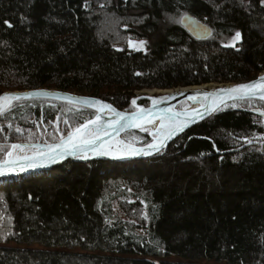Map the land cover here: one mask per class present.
I'll return each instance as SVG.
<instances>
[{"label": "trees", "instance_id": "trees-1", "mask_svg": "<svg viewBox=\"0 0 264 264\" xmlns=\"http://www.w3.org/2000/svg\"><path fill=\"white\" fill-rule=\"evenodd\" d=\"M184 14L210 36L189 34ZM262 71V0H0V94L52 88L132 111L133 99L148 103L142 89ZM233 103L147 158L0 179V264H264V118L249 113L264 102ZM11 104L0 161L12 144L58 141L95 113L49 98ZM135 134L137 145L154 138L124 135Z\"/></svg>", "mask_w": 264, "mask_h": 264}, {"label": "water", "instance_id": "water-1", "mask_svg": "<svg viewBox=\"0 0 264 264\" xmlns=\"http://www.w3.org/2000/svg\"><path fill=\"white\" fill-rule=\"evenodd\" d=\"M180 24L187 30L189 34H191L195 39L198 40L206 39L211 34V28L209 26H207L200 20H197L190 14H184L180 18ZM259 77H264V71L260 72L256 77L245 81L227 83H205L201 85H191L171 89H157L171 91L162 95L155 94L153 96L145 97L148 98V103L132 111L120 110L109 101L104 99L59 89L36 88L26 90H6L0 95H3L5 93H51L54 95L27 97L21 96L20 99L49 98L61 100L81 107L90 108L94 110L95 113L92 116L81 121L78 125H76L72 130L69 131L73 133V139L71 142H63V138L67 137L69 133L68 132L61 139L55 142L14 143L18 145H24V147L21 148L28 149L31 153H28L19 158L8 159L6 157L4 160H1L0 179L15 176H26L34 173L52 170L68 160H72L74 162L91 161L97 159L131 161L135 159L147 158L164 149L183 132L187 131L194 125L208 119L210 116L217 113L226 105L246 99H262L261 96H264V89L259 88V85L257 89L254 90L255 95H252L250 97L246 96L244 99L239 98L243 90H238L235 93L218 91L219 89H231L236 85L250 84L253 81H257ZM260 83L264 84V81H260ZM209 84L214 85L212 88H209ZM204 92L212 93V95L209 97L199 95L200 93ZM150 98L156 99V103L153 104V99ZM85 100L87 102H85ZM13 101L15 100L12 99L11 103ZM184 103L185 105L181 106ZM105 105L110 106V108L105 107ZM194 105H197L198 108L191 110V106ZM249 113L260 118H264L263 109L252 108L249 110ZM121 114L124 117L123 120L120 119ZM97 117H99L98 120ZM88 120H93L95 121V123L90 124L86 130H82V133H75V128L79 127L81 123H84ZM150 121H156L155 128L153 130L147 131L151 136H154L151 142L136 146L131 145L130 143H126V150L125 154L123 155H107L102 152L103 146L107 142L111 141L114 138H121L122 135H124L126 132L132 130L141 131V128L150 123ZM121 123L128 124L130 126L124 128L123 130H120ZM162 123L164 124L163 128L160 127ZM110 124L112 126H109ZM135 125H140V127H136ZM172 128L177 129L174 134H170V129ZM86 132L92 133V136L81 138L82 135ZM97 136L99 137V139H95V137ZM82 140H90L92 142L90 144H83L81 143ZM57 144H61L62 146L60 148L50 149L49 146H54ZM73 145H75L76 147H73ZM149 145H153L154 147H149ZM155 147H158L160 150L155 151Z\"/></svg>", "mask_w": 264, "mask_h": 264}, {"label": "snow or ice", "instance_id": "snow-or-ice-1", "mask_svg": "<svg viewBox=\"0 0 264 264\" xmlns=\"http://www.w3.org/2000/svg\"><path fill=\"white\" fill-rule=\"evenodd\" d=\"M262 2H264V0H262ZM5 24H7L8 27H11L12 25L9 24L7 21L4 22ZM241 36V34L239 32H236L235 33V37L234 39H239ZM145 42L141 41L140 42V45L142 46ZM234 46V45H233ZM260 81H264V77H259L257 81H253L251 82L250 84H241V85H236L234 88H231V89H219L218 91L220 92H229V93H235L237 92L238 90H243L242 94L240 95V99H244L246 96H252V95H255V91L259 85V88L261 89H264V84H261ZM48 95H54V94H51V93H47V92H36V93H26V94H15V93H5L3 95H0V101H4V103L0 104V117H4L7 115L8 111H10L11 109H13L15 107V105H12L9 103L10 100L14 99V100H19L21 98V96H48ZM199 95H203L205 97H209L212 95V93H208V92H204V93H200ZM190 98H194V97H190ZM262 99H264V96H261ZM81 99H84V98H81ZM139 99V98H137ZM150 99H153V104L156 103V99L154 98H150ZM162 99V98H161ZM85 102H87L85 100ZM99 103V102H97ZM133 105L136 104V99H133L132 102H131ZM235 106V105H233ZM105 107H109L108 105H105ZM123 115L121 114L120 116V119L123 120ZM60 118L57 117V120H59ZM99 119V117H97V120ZM151 122V121H150ZM65 123H68V121H65ZM95 123V121L93 120H88V121H85L84 123H81L79 127L75 128V133H82V130H86L88 128V126L90 124H93ZM118 123V121H117ZM109 126H112L111 124ZM130 125L128 124H124V123H121L120 124V130H123L124 128L128 127ZM136 127H140V125H135ZM161 128L164 127V124L162 123ZM2 130V129H0ZM182 130V129H181ZM16 132H21L22 130L20 128H16L15 129ZM177 131L176 128H172L170 129V134H174L175 132ZM107 134V133H105ZM73 139V133L72 132H69L67 137L63 138V142H71ZM95 139H99V137H95ZM92 141L90 140H82L81 143L83 144H90ZM62 145L61 144H57V145H54V146H49L50 149L52 148H60ZM163 146V145H161ZM21 147H24V145H18V144H13L11 145V148L15 149V148H21ZM73 147H76L75 145H73ZM149 147H154L153 145H149ZM3 146H0V151H3ZM155 151H159L160 149L158 147H155L154 148ZM139 154V153H137ZM147 154V153H145ZM8 155H11V153H8ZM86 158V157H84Z\"/></svg>", "mask_w": 264, "mask_h": 264}, {"label": "bare ground", "instance_id": "bare-ground-1", "mask_svg": "<svg viewBox=\"0 0 264 264\" xmlns=\"http://www.w3.org/2000/svg\"><path fill=\"white\" fill-rule=\"evenodd\" d=\"M214 84H209V88H212ZM198 87V86H197ZM171 90H157V92H155L156 94L162 95V94H166L168 92H170ZM151 94V92H149ZM153 93V92H152ZM149 94V95H150ZM4 103V101H1V104ZM9 103H11V100L9 101ZM181 107V106H180ZM198 108L197 105L191 106V110ZM156 126V121H152L150 123H148L147 125H145L144 127L141 128V131H148V130H153ZM92 133L90 132H86L82 135L81 138H87V137H91ZM19 149V148H18ZM18 149H13V152L11 153L10 157H7L8 159H14V158H19L22 156H18L16 157V155H18ZM125 150H126V143L124 144V142L120 139V138H114L111 141L107 142L104 146H103V150L102 152L104 154L107 155H112V154H119V155H123L125 154ZM26 155V154H25ZM24 156V155H23Z\"/></svg>", "mask_w": 264, "mask_h": 264}, {"label": "rangeland", "instance_id": "rangeland-1", "mask_svg": "<svg viewBox=\"0 0 264 264\" xmlns=\"http://www.w3.org/2000/svg\"><path fill=\"white\" fill-rule=\"evenodd\" d=\"M234 37H235V35H233L232 37H230V38H227L226 40H224V42L226 43V44H228V45H234V43H236L237 42V40L238 39H234ZM160 91H163V90H160ZM149 92H151V94L149 93ZM153 92V93H152ZM155 92H157V89H154V90H148V89H142V90H139V91H137L136 92V97L137 98H143V97H148V96H153V95H155L156 93ZM150 94V95H149ZM259 100H261V101H263L264 102V100H262V99H259ZM251 103V102H250ZM255 102H253L252 104H254ZM11 104V103H10ZM256 104V103H255ZM257 104H259V103H257ZM263 104V103H262ZM233 105H235V106H238V104H236V103H230V104H228V105H226L225 107H234ZM140 106H142L141 104H139V103H137L136 102V104L134 105V107H135V109L136 108H138V107H140ZM134 109V110H135ZM262 124L261 125H264V123L263 122H261ZM123 142H124V144L125 143H130L131 145H137L136 144V141L138 140V137H137V134H135V135H122V137L120 138ZM260 139H262L263 141H264V133L262 134V135H260ZM13 145V144H12ZM15 149H18V148H15ZM14 149V150H15ZM19 151V153H18V155H16V157H18V156H23V155H25V154H28V153H31L30 152V150H28V149H25V148H19L18 149ZM13 152V148H11V146H10V148H9V150H8V152H6V154H5V158L6 157H10V155H8V153H12ZM4 158V159H5ZM168 259H171V260H173V259H177L176 257H170V258H168Z\"/></svg>", "mask_w": 264, "mask_h": 264}]
</instances>
